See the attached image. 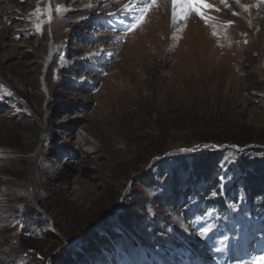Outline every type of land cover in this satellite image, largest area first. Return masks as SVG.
<instances>
[{"label":"rangeland","instance_id":"374dc122","mask_svg":"<svg viewBox=\"0 0 264 264\" xmlns=\"http://www.w3.org/2000/svg\"><path fill=\"white\" fill-rule=\"evenodd\" d=\"M161 1L0 0V264H261L264 55Z\"/></svg>","mask_w":264,"mask_h":264},{"label":"bare ground","instance_id":"6f19581e","mask_svg":"<svg viewBox=\"0 0 264 264\" xmlns=\"http://www.w3.org/2000/svg\"><path fill=\"white\" fill-rule=\"evenodd\" d=\"M205 1H210V0H205ZM166 4L167 5H165L163 2L161 3V5L163 6L162 9H163V11H165L167 18L172 21V6L168 2H166ZM210 4L213 5L212 0L210 1ZM227 4H228V7L230 8L231 11L238 13V15H236L233 19L234 22L238 21V22L243 23L244 25L246 24L247 28L245 26L244 27L248 31L255 32L256 41L259 44L262 55H264V29L262 28V20H261L262 17L264 16V3H261V0H240V5L247 6V9H248L247 11L244 10V7L237 5L235 0H229V2ZM152 11H154V10H152ZM137 13H140V11ZM177 13H178V17H177V19H178L179 18V7L177 8ZM207 13L210 14V10H208ZM148 16L145 17V20L148 18ZM210 20H213V19L210 18ZM163 21H165V20H163ZM182 24H184V23H182ZM196 25H197V29H199V30L202 29L204 31L203 33L206 34L205 29L203 27H201V25H199L198 23H196ZM193 28H195V26H193ZM244 36H245V38L248 39L249 33L247 32V34H245ZM248 223H249V226H248ZM248 223L244 225L242 222L243 227L241 228L239 226L238 230H236L237 232L235 233V237H233L234 240L232 238V246L229 250V258L231 259L230 264H238L237 263L238 261L243 260L248 256L249 245H250L251 239H252V234L249 232L251 224H250V222H248ZM203 227H204V225H203ZM204 230H205V228H204ZM246 231L249 232L250 235L248 234L247 236H245L246 234H244V233H246Z\"/></svg>","mask_w":264,"mask_h":264},{"label":"snow or ice","instance_id":"6c2138e0","mask_svg":"<svg viewBox=\"0 0 264 264\" xmlns=\"http://www.w3.org/2000/svg\"><path fill=\"white\" fill-rule=\"evenodd\" d=\"M168 3L172 6V21L173 24L177 22V8L179 7V19L180 20H186L188 15L191 13H195L197 16H199L202 20L205 21L207 24L208 20L210 19L205 15L206 11L210 8H213L212 5H209L205 2V0H167ZM221 3L227 4L229 0H220ZM237 5H240V0H235ZM139 3L141 5L140 7V16L136 18L135 22L129 27L128 31L134 30L140 23H142L148 13V11L158 4V0H139ZM261 3H264V0H261ZM241 7H244V10L247 11V6L240 5ZM127 7V6H125ZM219 10V9H214ZM59 11V9H57ZM233 16L238 15L237 12L232 13ZM232 23V22H229ZM213 35H216L215 32H213ZM7 96H12L11 92L7 93ZM14 226V225H13ZM261 261V264H264V257L259 258Z\"/></svg>","mask_w":264,"mask_h":264},{"label":"trees","instance_id":"16d2710c","mask_svg":"<svg viewBox=\"0 0 264 264\" xmlns=\"http://www.w3.org/2000/svg\"><path fill=\"white\" fill-rule=\"evenodd\" d=\"M236 143H238L239 145H241V144H245V142H243V141H236ZM217 152H210V153H208L209 155H207V157H206V159H205V167H206V169L207 170H209L210 172L212 171V169H213V166H215L216 165V154ZM201 170H199L198 169V174H201ZM250 176V174H246V177H249ZM251 178H252V176H250ZM250 178V179H251ZM246 181V180H245ZM253 181V180H252ZM263 181H264V177H263ZM253 182H257V180L256 181H253ZM260 184H263V183H260ZM257 187H256V189L254 190V193L256 194H258L259 193V186L260 185H256Z\"/></svg>","mask_w":264,"mask_h":264}]
</instances>
